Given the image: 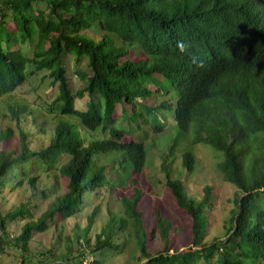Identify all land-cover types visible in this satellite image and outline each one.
Listing matches in <instances>:
<instances>
[{"label": "trees", "instance_id": "1", "mask_svg": "<svg viewBox=\"0 0 264 264\" xmlns=\"http://www.w3.org/2000/svg\"><path fill=\"white\" fill-rule=\"evenodd\" d=\"M70 62L90 70L76 91ZM39 76L52 90L42 109L53 131L22 103L0 116V264H264V0H0V104ZM175 127L220 157L236 189L224 240L206 242L212 191L187 194L180 176L197 160L184 150L175 169L177 143L162 161L164 197L186 219L156 210L146 232L141 205L160 184L147 176L148 146ZM25 184L29 199L2 209L4 193ZM107 190L121 214L99 226ZM89 207L85 227L68 229ZM52 229L49 248L33 251ZM149 236L162 241L158 254Z\"/></svg>", "mask_w": 264, "mask_h": 264}, {"label": "rangeland", "instance_id": "2", "mask_svg": "<svg viewBox=\"0 0 264 264\" xmlns=\"http://www.w3.org/2000/svg\"><path fill=\"white\" fill-rule=\"evenodd\" d=\"M132 59L135 58L134 55L130 56ZM69 78L72 88L76 91L84 87L85 82L82 81V75H90V70L86 64L79 67L78 69L71 62L69 63ZM79 72V73H78ZM42 76H39L38 79L33 80L32 85L23 87L18 96L12 97V100H3L0 104V116L6 117L9 113V107L12 105H20L21 103L26 105L28 112L34 115L37 124L40 125L45 131L51 133L56 127L58 121L53 120L51 116L45 114V100L46 96H51L52 90L50 89L48 83L41 84ZM42 88V89H40ZM43 108V109H42ZM130 110V108H128ZM121 114V109L117 111V116ZM2 123L5 120L1 119ZM74 122L73 120H70ZM127 140H131V137H128ZM177 142H176V141ZM192 137L189 135L184 140L180 137L178 129L175 127V130L169 134H166L164 137L157 138L156 142L149 143V153H148V163H147V176L148 179H157L159 185L152 189L145 197L141 205V209L144 212V223L146 232L150 234L152 230L156 228L155 223V211L159 210L165 218L172 221L183 223L186 219L183 215H178L175 212V206L170 201L165 199V175L161 171L162 161L168 154L169 147L176 144L177 148L174 151V156L172 161H174V168L182 170V153L184 150L190 151L196 156V169L192 175L187 176L183 173L180 178L185 181L187 194L199 200L204 196V190L206 188L211 189L213 197V206L208 209V226H207V238L206 242L211 244L215 240H224L228 223L231 217V212L235 207L236 200V189L225 182L223 176L218 171V164L221 161L218 155L210 152V150L204 145L201 146H192ZM170 154V151H169ZM175 172V171H174ZM176 174H179L176 173ZM45 175H42L41 178V187L47 184L49 188L50 182L47 181ZM64 192V187L62 189ZM33 193V188L25 184L22 188L17 189V191L7 190L3 197H6V202L2 200V209L10 210L14 206L25 203ZM55 197H51L53 201ZM169 202V203H168ZM102 203L103 211L100 216L99 226L106 224L109 219V213H118L121 214L120 204L117 202L116 196L112 195L109 190L104 191L97 201V204ZM40 210L38 212V217H40L47 209L49 204L39 203ZM93 207L87 208L82 214L78 215L72 221L68 223V229H74L79 227H85L88 216L92 213ZM22 224H17L10 228L12 236H18L21 232ZM186 227H183L180 233V246L177 247L180 249H185L188 247V241L185 240L187 237ZM54 237V229H52L47 234L39 236L36 241L33 242L32 250L40 251L44 247L50 246L52 239ZM148 250L152 255L158 254L163 249L162 241L156 237L148 238ZM128 261L125 259H117L114 264H126Z\"/></svg>", "mask_w": 264, "mask_h": 264}, {"label": "clouds", "instance_id": "3", "mask_svg": "<svg viewBox=\"0 0 264 264\" xmlns=\"http://www.w3.org/2000/svg\"><path fill=\"white\" fill-rule=\"evenodd\" d=\"M177 47L181 50V52H184L189 48V45L186 42L178 41Z\"/></svg>", "mask_w": 264, "mask_h": 264}]
</instances>
